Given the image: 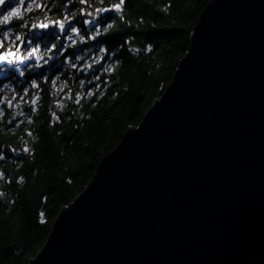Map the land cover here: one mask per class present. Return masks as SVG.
Returning <instances> with one entry per match:
<instances>
[{"label": "water", "instance_id": "95a60500", "mask_svg": "<svg viewBox=\"0 0 264 264\" xmlns=\"http://www.w3.org/2000/svg\"><path fill=\"white\" fill-rule=\"evenodd\" d=\"M28 264H264V0L209 1L171 83Z\"/></svg>", "mask_w": 264, "mask_h": 264}, {"label": "trees", "instance_id": "16d2710c", "mask_svg": "<svg viewBox=\"0 0 264 264\" xmlns=\"http://www.w3.org/2000/svg\"><path fill=\"white\" fill-rule=\"evenodd\" d=\"M209 1L0 5V54L15 57L0 67V264L41 251L60 210L171 83Z\"/></svg>", "mask_w": 264, "mask_h": 264}, {"label": "snow or ice", "instance_id": "6c2138e0", "mask_svg": "<svg viewBox=\"0 0 264 264\" xmlns=\"http://www.w3.org/2000/svg\"><path fill=\"white\" fill-rule=\"evenodd\" d=\"M5 3V0H0V5H3ZM124 3V0H121V4ZM121 4H117L115 5V8L117 10L120 9L121 7ZM19 14V10H15L13 11L9 16H5L4 17V20L7 21V20H10L12 16H15V15H18ZM41 27H47V25H41ZM63 27V24H61V28ZM33 52H36L38 51V49H33L32 50ZM29 55H32V53H29ZM5 60H8V55H0V61H5ZM41 216H43V214H41Z\"/></svg>", "mask_w": 264, "mask_h": 264}, {"label": "bare ground", "instance_id": "6f19581e", "mask_svg": "<svg viewBox=\"0 0 264 264\" xmlns=\"http://www.w3.org/2000/svg\"><path fill=\"white\" fill-rule=\"evenodd\" d=\"M10 60H11V59H9V61H10ZM9 61H8V62H9Z\"/></svg>", "mask_w": 264, "mask_h": 264}]
</instances>
